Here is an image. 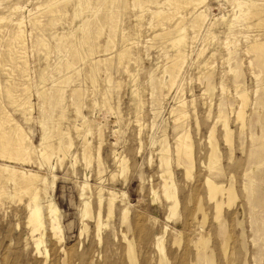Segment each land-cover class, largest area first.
<instances>
[{
  "label": "rangeland",
  "instance_id": "rangeland-1",
  "mask_svg": "<svg viewBox=\"0 0 264 264\" xmlns=\"http://www.w3.org/2000/svg\"><path fill=\"white\" fill-rule=\"evenodd\" d=\"M47 1L49 2V0H0V15L11 18V22L17 19L23 20V36H25L23 40L25 44L22 56L24 57L27 68L26 71L21 74L17 71V68H15L17 64L9 63V65H7L8 61H3L0 58V62L2 61L0 63V70H2L0 71V86H2L0 87V110L6 112L7 115L10 114L9 118H11V122H17L23 128L28 139L33 144L32 146L34 149V152L31 154L32 158L28 162L21 160L9 161L1 157L0 164H8L17 169H29L45 177V182L48 187L45 190L46 193L42 192L39 196V203L42 206L46 221V228L42 230V232H44L43 241L50 250L53 249L56 251V264H61V258L64 257L62 249L59 248V251H57L58 247H63L68 250L66 257L67 264H77L79 262L80 253L97 248L106 250L110 254L113 253L114 260H120L123 261L124 264H127V260L121 257L122 248L125 245L123 236L133 240L140 258L142 257L141 253H146L148 255L151 262H147V264H157L159 252L153 246L152 241L160 235L163 236V234L167 254L182 256L183 251L188 252L185 257L186 264H190V260L194 257L196 251L192 241H195L200 234H204L207 238H210H208V243L209 247L214 252V264H264V233L261 232V234L259 232L260 235L257 230H255V223L262 221L264 218V202L260 208L256 207L252 209L246 198L247 193L243 185L246 181V176L243 174H247L248 172L254 179L256 192L259 195L262 193L264 198V165H262L264 164V153L261 156L263 160H260L262 163L259 161L261 165L259 162L255 163V161H251L248 156L251 148L253 149V144L250 145L252 143V139H250L252 136L260 137V146L264 150V119L262 120V117L264 118V55L259 62H256L255 54L247 50L248 46L255 41H264V23H256L255 17L246 19V16H244L245 12H243L246 10L245 6L239 9L234 2L236 0H205L196 10L192 11L190 7L183 9L181 12L182 15L184 14L182 28L183 30L185 29L183 32L184 42L181 47V49L184 48V51L183 49L182 51L185 53L182 64L183 67H181L180 73H178L179 75H177L171 88H157L155 86L157 80L165 83L168 79V75L163 72V67L168 63L167 61H169L170 56L172 57L175 52L174 47L172 48L170 46L169 40L167 38L164 40L163 38V30H166L165 27L167 26V29L171 27L170 22H164L162 25L151 18L154 9L163 7L164 4L162 5L160 3H164L165 0H162L163 2L161 0H149V3L152 1L150 4H148L147 0V3H144V5H135L132 0H116L117 2H115V0L114 2L111 0H88L89 2H85L84 0H69L66 3L68 5H64L65 8H63V5H61L62 3H60L61 8L59 7V11L56 12L57 14H53L55 15L53 23H56V25L53 23L49 25L51 28L53 26V29L48 27V18L44 17L45 19H43L41 15V11L48 8L46 4L48 3ZM237 1L245 2L246 0ZM153 2H155V4ZM114 3L116 8H114ZM13 4L19 6L15 12L9 10V7ZM100 6L101 8L104 6L105 9L102 11ZM111 6H113L112 9ZM106 9H108L107 12ZM60 10L63 15L60 13ZM200 10L201 12L203 11V15L205 14V20L202 22L199 21V24L194 27L190 26L196 12ZM102 14L104 18H102ZM110 15L113 22L115 21L112 25H110L108 19ZM31 16H40L39 19L41 18L40 20L42 23L38 27L39 29L37 27H31L32 24L29 21L32 18ZM102 19L105 21H102ZM232 19H236L234 20L235 22ZM11 22L7 23V26L4 27L5 32L3 29L0 35V49L3 48L2 45L5 43L3 41H7V39L4 38H8L9 34L7 33H9V30L13 27ZM86 22L88 23L89 33L94 34L89 36V39L92 41H87L90 42L91 45L90 43L86 44V41L80 44L82 41L80 38H82L81 35L84 31ZM228 22L232 25L230 24L229 26V24H227ZM224 23L227 25H224ZM254 23L255 25H253ZM248 25L249 28L246 27ZM111 26L117 27V29ZM184 26L186 28H184ZM40 27H42V30ZM132 27H134V29ZM32 28H36L35 31L34 29L32 30ZM103 28L109 30L108 35V30L106 31ZM90 29L94 30L91 31ZM127 29L132 30L128 31ZM98 30L100 31V36L95 33ZM103 30L104 32H102ZM51 31L54 33H50ZM132 31L134 32L131 34L130 32ZM35 32H37V34ZM38 32L42 33L40 34ZM103 33H105V35ZM137 33H139V35ZM42 34H45L46 37ZM109 34H111V36ZM116 34L119 36L117 37ZM133 34L136 36H133ZM69 35L72 38H69ZM74 35L76 37L73 38ZM96 35L99 37H96ZM54 37L57 38V40H54ZM109 37H111V39L114 37L112 39L113 42L107 44ZM121 37L123 39L125 38L124 42ZM130 37L135 41H132ZM36 38H43L42 40L46 39L47 41L44 42V45L47 46H45V48H48V50L43 48L44 45L43 47L39 45L41 46L39 47L38 44L34 42L37 40ZM60 38H62L63 42ZM126 40L130 43L128 44ZM32 41L36 46L33 45ZM57 41L60 44L56 43ZM47 42H49V44ZM115 42H118L116 46ZM79 44L81 46H79ZM109 44L110 46H108ZM111 44L114 45V47ZM48 45L50 47H48ZM77 45L78 48L76 47ZM33 46L34 48H32ZM124 46L129 52L126 50L128 55L122 59V61L124 60L125 62L123 61L121 66L115 54L117 55L119 50L124 49ZM74 47L75 49H80L79 51L76 49L79 55L77 52L75 56L73 55ZM63 48H67V50ZM89 48L92 49L90 53H92L93 58H91V54L88 55L90 51ZM61 49L63 50L61 51ZM173 49L174 52L172 51ZM71 50L72 54L70 53ZM166 50L171 51L166 52ZM136 51L138 55H136ZM33 52L40 55V58ZM81 53H85V55ZM133 53L135 54L133 55ZM210 54H212V56L214 55L213 58ZM135 55L138 56V58ZM43 56L45 58L47 56L49 57L44 61L45 58ZM87 56L91 57L89 58ZM77 57L78 59H76ZM210 57L212 59H210ZM253 57L255 60H253ZM84 59L87 61H84ZM89 59H91L94 64L90 63L91 60ZM64 61H71L73 67L70 66L69 69L65 68L66 62ZM165 62L166 64H164ZM197 63L200 64L198 65ZM91 64L99 65L98 69L95 71L96 73H94V76L96 74L95 79L97 80L94 79V81L89 77L91 68H88L92 66ZM10 65L11 67H9ZM43 65H47V67ZM236 68L239 69L240 75L234 79L233 74ZM15 69L16 71H14ZM41 69L46 70L42 71ZM67 70L69 71L66 72ZM211 70L213 72H210ZM64 71L68 74L65 75ZM4 74L7 75L4 76ZM74 74L76 77L78 76V78H76ZM58 75H61L60 77L64 79V81H60L61 79ZM13 76L14 79L12 78ZM81 76L82 78H80ZM85 76H87L86 79L89 77V81L85 79ZM68 77H70V79ZM51 78L53 82H51ZM6 79H8V83ZM107 79L109 82H107ZM12 80L14 83H12ZM43 82L45 84H43ZM26 83L30 85L29 89L26 87L28 85ZM4 84L11 86L10 88L13 96L15 95L16 102L21 101L25 96L27 98L30 96L29 102L32 106V110L29 120L26 121L24 119L17 104L9 102L10 100L7 97L6 89H3L6 88ZM207 84H212L211 87H213V89L206 91V86L204 85ZM15 85H17V87ZM24 85H26L25 91L29 95L25 94V91H23ZM236 85H238V89H236ZM21 87L23 88L22 91ZM241 89L248 97L247 104L244 107V113L249 122L245 127L235 116L239 106V97L236 94V90L240 91ZM15 90L17 91L15 92ZM18 90H20V92H18ZM58 90L62 95V101H60V104L57 103L55 105L57 102ZM133 91L135 93H133ZM73 92H76L75 95L72 94ZM139 95L141 97H139ZM49 97L53 98V104H49ZM139 98L141 99L138 100ZM178 99H183L182 101L186 103L184 109L187 117L186 119L184 118L185 120L183 121H185V123L182 124L181 128L179 127L176 129L173 121L174 114L172 113H174L173 110L178 104ZM7 102L11 106L8 105ZM220 103L222 107L219 106ZM219 108L222 109L223 114L227 117V125L232 139L231 144L225 141L222 123L217 120ZM60 110H62V112ZM78 111L79 115L77 114ZM61 116L62 118H60ZM4 127H8V123H3V128ZM212 128L214 129L213 138L219 159L217 166L221 171L218 176L214 175V172L206 166L210 154L209 134ZM5 129L7 130L8 128ZM54 129L55 132L53 131ZM58 130L63 132L59 134ZM65 130H67L69 134L66 133L67 131ZM52 131L53 134H51ZM56 131L58 133H56ZM184 131L189 134L192 140L193 168L189 177L186 176L184 165L177 163L175 154L176 137ZM45 133L48 134L47 143L50 145V149L48 148L51 153L49 164L43 161L44 159L40 158V154H38L39 147H41L40 141H42L43 134ZM68 138L70 139L68 140ZM61 139L64 143L61 142ZM84 140L89 143L90 153L92 154V158L90 157V161L88 162L82 159L83 155L81 152ZM68 141L71 143V147ZM50 143L53 147H51ZM99 145L100 153L97 151ZM55 146L57 147L55 148ZM162 146L168 149L167 154L169 153V159L171 161L169 166L172 170V178L175 182L177 197L180 202L176 209V216L174 215L173 217L170 212L171 201L166 199L161 186L162 179L160 175L163 172V167L161 166L159 158ZM58 147H60L63 155L59 152ZM64 147L65 149L67 147L66 151L68 152L63 149ZM53 150L59 152L60 155H58L57 152L52 153ZM114 153H117L121 158H125L127 166L126 172L124 173L125 175L122 174L121 167L118 166L119 164L115 161V157L113 156ZM95 157H97L98 160H96ZM97 164L102 166L99 167L100 165L97 166ZM258 165L262 166V168H259L260 166L256 167ZM207 177L217 184H224L223 188H227L229 185L233 184L231 186L236 193L235 201H233L231 205L225 203L223 206L221 216L218 219L219 221L215 218L214 201L209 198L208 189L205 184V179ZM84 182L88 184L86 195L90 197L92 215H96L98 211L96 197L99 188L103 189L104 196L107 195V190H114L119 193L125 192L126 194V199L124 198L123 201L121 200V196L116 200L112 213L113 215L110 217H105V215L107 216L105 205L101 210V219L104 225L102 228V235L107 242L105 246L106 249H104V246L101 248L96 246L94 240L96 226L94 224L95 222H92L93 219L82 217L83 203L82 198H80L82 197L80 186ZM2 184L3 185L0 186H4L5 190H11V183L3 182ZM150 192L153 193L151 194ZM1 195L3 196H0V264H42V257L40 258L35 252L36 250L33 247L34 245L31 240L29 226L25 223L29 196L22 195V198L16 196L13 197V200L12 197L8 199V197L5 196L6 194ZM220 197L221 195H219V198ZM50 199L58 209L57 215L63 233V240L57 245L54 244L56 239L52 237V232L48 228V211L46 207H44L46 200ZM199 202L202 204L203 212L196 209ZM125 205H128L130 210L128 221L130 226L128 227L126 225L127 223L124 225L120 220L121 211ZM203 213L205 214V220H203ZM194 214L197 216V221L192 220ZM258 218L261 219L258 220ZM199 222L201 224H199ZM84 223L87 225V231H84V234H80L81 227L83 226L82 224ZM220 229L230 236L228 258L225 259V262L220 251V242L223 239V234L219 231ZM174 237H179L181 239L179 245L173 243ZM115 249L118 254H116ZM93 253H98V250H94Z\"/></svg>",
  "mask_w": 264,
  "mask_h": 264
},
{
  "label": "bare ground",
  "instance_id": "bare-ground-1",
  "mask_svg": "<svg viewBox=\"0 0 264 264\" xmlns=\"http://www.w3.org/2000/svg\"><path fill=\"white\" fill-rule=\"evenodd\" d=\"M69 0H49V2L48 3H46L47 4V9H45L44 11H41V15H42V17H43V19H45L44 17H47L48 18V27L49 28H51L49 25L50 24H52L53 23V20H54V16L55 15H53V14H57L56 12L57 11H59V7L61 8V6H60V3H62L61 5H63V8H65V6L66 5H68V4H66L67 2H68ZM85 2H89L88 0H84ZM91 1V0H90ZM100 1V0H99ZM104 1V0H103ZM102 1V2H103ZM108 1V0H107ZM110 1V0H109ZM111 1H113L114 2V0H111ZM133 1V3L136 5H144V3H147L146 1L147 0H132ZM154 1V0H153ZM162 1V0H161ZM160 1V2H161ZM204 1L205 0H165L164 1V3H160V4H164V6L163 7H160V8H156V9H154V11L152 12V14H151V18H153V19H155V21L158 23V24H164V22H170V28L169 29H167V27H165L166 28V30H163V38H164V40H166L165 38H167L168 40H169V43H170V46L173 48L174 47V49H175V52H174V49L172 50L174 53H173V55H172V57L170 56V58H169V61H167V59H166V61L168 62L167 64H166V62L164 63V64H166L164 67H163V72L164 73H166L167 75H168V79L165 81V83H162L161 81H159V80H157V78H156V82H155V86L157 87V88H163V87H167V88H171L172 86H173V84H174V82H175V80H176V77H177V75H179L178 73H180V69H181V67H183L182 66V64H183V61H184V55H185V53L183 52L184 51V48H182L183 49V51H182V49H181V47H182V44H183V42H184V30H183V28H182V26H183V21H184V14L182 15L181 14V12L183 11V9H186V8H188V7H190V9L193 11V10H196L202 3H204ZM97 2V1H96ZM106 2V1H105ZM112 2V3H113ZM115 2H117L116 0H115ZM127 2V1H126ZM152 2V1H151ZM150 2V3H151ZM157 2V1H156ZM163 2V1H162ZM236 4H237V6L239 7V9H241V8H244V6H245V8H246V10L245 11H243V12H245L244 13V16H246V19H249V18H251V17H255L256 18V23H264V0H246L245 2L244 1H241V2H239V1H234ZM119 3V2H118ZM124 3H125V1H124ZM128 3V2H127ZM149 3V0H148V4H150ZM154 4H155V2H153ZM66 4V5H65ZM86 4V3H85ZM84 4V5H85ZM95 4V3H94ZM103 4V3H102ZM126 4V3H125ZM157 4H159V3H157ZM65 5V6H64ZM83 5V6H84ZM89 5V4H88ZM96 5H97V3H96ZM107 5V4H106ZM130 5V4H129ZM133 5V4H132ZM145 5H147V4H145ZM243 5V6H242ZM73 6V5H72ZM76 6V5H75ZM78 6H79V4H78ZM78 6H77V8H78ZM99 6V5H98ZM105 6V5H104ZM104 6H103V8H101V6H100V8H101V10L103 11V9H105L104 8ZM156 6V5H155ZM137 7V6H136ZM19 8V6L17 5V4H13L12 6H10L9 7V10L10 11H12V12H15V10H17ZM62 8V9H63ZM80 8H81V5H80ZM108 8H109V6H108ZM113 8V6H111V9ZM114 8H116V5H115V3H114ZM140 8H141V6H140ZM73 10L75 11V9H74V6H73ZM81 10V9H80ZM107 10L108 9H106V12H107ZM114 10H116V9H114ZM243 10V9H242ZM66 11V10H65ZM93 11V10H92ZM111 11V10H110ZM139 11V10H138ZM240 11V10H239ZM62 12H64V11H62ZM73 12V11H72ZM80 12V11H79ZM105 12V13H106ZM203 12V11H202ZM202 12H201V10L199 11V12H196V14H195V16L193 17V20L191 21L192 22V24L190 25V26H195V25H198L199 24V21L200 22H202L203 20H205V17H204V15L202 14ZM241 12V11H240ZM239 12V13H240ZM40 13V12H39ZM60 13H61V10H60ZM94 13V12H93ZM104 13V12H103ZM111 13V12H110ZM115 13V12H114ZM141 13V12H140ZM62 14V13H61ZM60 14V15H61ZM73 14H74V12H73ZM76 14H77V12H76ZM98 14V13H97ZM96 14V15H97ZM107 15H109L108 13H106ZM119 14V13H118ZM187 14H188V12H187ZM186 14V15H187ZM63 15V14H62ZM93 15V14H92ZM103 15V14H102ZM11 16V15H10ZM59 16V15H58ZM77 16V15H76ZM118 16V15H117ZM32 17V16H31ZM39 17L40 16H34V17H32L31 18V20H29L30 22H31V24H32V26L31 27H39L40 25H41V23H42V21L39 19ZM64 17V16H63ZM63 17H61V18H63ZM75 17V16H74ZM141 17V16H140ZM240 17V16H239ZM47 18H46V20H47ZM56 18V17H55ZM65 18V17H64ZM63 18V19H64ZM102 18H104V15H103V17ZM115 18V17H114ZM233 18H235V17H233ZM11 18H9V17H7V16H3V15H0V35L2 34V32H3V29H4V27L5 26H7V23L9 22H11V20H10ZM42 19V20H43ZM63 19H62V21H63ZM66 19V18H65ZM72 19H74V18H72ZM107 19V18H106ZM109 19V22H110V25H112L114 22H113V19L111 18V15H110V17L108 18ZM116 19V18H115ZM140 19V18H139ZM223 19V18H222ZM55 20H57V19H55ZM61 20V19H60ZM59 20V21H60ZM84 20V19H83ZM86 20V19H85ZM104 19H102V21H103ZM117 20V19H116ZM152 20V19H151ZM233 21L234 20H236V19H232ZM65 21V20H64ZM100 21V20H99ZM105 21V20H104ZM119 21V20H118ZM143 21V20H142ZM230 21V20H229ZM45 22V21H44ZM88 22V21H87ZM86 22V24L84 25V31H83V33H82V38H80L82 41L80 42V44L83 42H85L86 41V44L87 43H90V42H87V41H92V40H90L89 39V36H91V35H94V34H91V33H89V27H88V23ZM225 22V21H224ZM235 22V21H234ZM12 23V25H13V27L9 30L10 32L9 33H7V34H9L8 35V38L6 37V38H4V39H7V41H3V42H5L4 43V45H2L3 46V48H1L0 49V58L4 61H8V63H7V65H9V63H15V64H17L16 65V67L15 68H17V71L19 72V73H24V71H26V63H25V60H24V57L22 56V53H24V44H25V42H24V40H23V37H24V39H25V36H23L24 35V30H23V26H22V24H23V20L22 19H17L16 21H13V22H11ZM46 23H47V21H46ZM45 23V24H46ZM57 23H58V21H57ZM62 23V22H61ZM90 23V22H89ZM101 23V22H100ZM117 23H119V22H117ZM54 25H56V23H53ZM99 24V23H98ZM106 24H107V21H106ZM116 24V23H115ZM139 24V23H138ZM151 24V23H150ZM213 24H214V22H213ZM226 23H224V25H225ZM227 24H229V22L227 23ZM226 24V25H227ZM231 24V23H230ZM230 24H229V26H230ZM43 25V24H42ZM93 25H95V24H93ZM155 25H157V24H155ZM212 25V24H211ZM232 25V24H231ZM253 25H255V23L253 24ZM252 25V26H253ZM82 26V25H81ZM90 26V25H89ZM98 26H100V25H98ZM105 26V25H104ZM117 26V25H116ZM148 26H150V25H148ZM157 26H159V25H157ZM213 26V25H212ZM214 26H215V24H214ZM233 26H234V24H233ZM43 27V26H42ZM42 27H40L41 28V30H42ZM91 27V26H90ZM95 27V26H94ZM111 27H114V26H111ZM135 27V26H134ZM134 27H132L133 29H134ZM139 27V26H138ZM196 27H198V26H196ZM200 27V26H199ZM232 27V26H231ZM230 27V28H231ZM246 27H248L249 28V25L248 26H246ZM47 28V27H46ZM97 28V27H96ZM99 28V27H98ZM107 28V27H106ZM109 28V27H108ZM114 28H116L117 29V27H114ZM130 28H131V26H130ZM184 28H186L185 26H184ZM209 28V27H208ZM207 28V29H208ZM213 28V27H212ZM264 28V27H263ZM34 28H32V30H33ZM36 29V28H35ZM35 29H34V31H35ZM39 29V28H38ZM51 29H53V26H52V28ZM104 30H106L105 28H103ZM138 29V28H137ZM163 29H164V27H163ZM198 29V28H197ZM210 29H211V26H210ZM67 30V29H66ZM91 30V29H90ZM94 30V29H93ZM93 30H91V31H93ZM97 30V29H96ZM95 30V31H96ZM104 30L102 31V32H104ZM108 30V29H107ZM106 30V31H107ZM112 30V29H111ZM115 30V29H114ZM113 30V31H114ZM119 30V29H118ZM117 30V31H118ZM120 30H121V28H120ZM119 30V31H120ZM124 30V29H123ZM122 30V31H123ZM128 30V29H127ZM132 30V29H131ZM131 30H128V31H131ZM229 30H231V29H229ZM40 31V30H39ZM47 31V30H46ZM45 31V32H46ZM63 31V30H62ZM71 31V30H70ZM81 31V30H80ZM94 31V32H95ZM116 31V30H115ZM137 31H140V30H137ZM4 32H5V29H4ZM112 32V31H111ZM121 32V31H120ZM127 32V31H126ZM125 32V33H126ZM134 31H132V32H130L131 34L133 33ZM207 32H209V31H207ZM212 32V31H211ZM36 34H37V32H35ZM38 33H42V32H38ZM44 33V32H43ZM49 33V32H48ZM50 33H54L53 31H51ZM67 33H68V31H67ZM72 33H73V31H72ZM95 33H97V35H99L100 34V31L98 30L97 32H95ZM108 33H109V30H108V32H107V35H108ZM114 33V32H113ZM116 33V32H115ZM123 33V32H122ZM124 33V34H125ZM213 33V32H212ZM6 34V35H7ZM39 34V35H40ZM66 34V33H65ZM69 34V33H68ZM75 34V33H74ZM81 34V33H80ZM90 34V35H89ZM102 34V33H101ZM104 35H105V33H103ZM112 34V33H111ZM111 34H109L110 36H111ZM138 35H139V33H137ZM35 35V34H34ZM42 35H45V34H42ZM49 35V34H48ZM70 35H71V33H70ZM70 35H69V38H72V37H70ZM78 36H79V34H77ZM96 35V37H99V36H97ZM107 35H106V37H107ZM117 35V34H116ZM121 35V34H120ZM161 35V34H160ZM211 35V34H210ZM213 35V34H212ZM53 36V35H52ZM56 36V35H55ZM63 36V35H62ZM67 36V35H66ZM81 36H79V37H81ZM113 36H114V34H113ZM119 35H117V37H118ZM133 36H136L135 34H133ZM132 36V37H133ZM207 36V35H206ZM33 37V36H32ZM38 37V36H37ZM43 37V36H42ZM45 37H46V35H45ZM68 37V36H67ZM74 37H76L75 35L73 36V38ZM93 37H95V36H93ZM116 37V36H115ZM116 37V38H117ZM122 37H123V35H122ZM121 37V38H122ZM126 37V36H125ZM59 38V37H58ZM91 38V37H90ZM108 38V37H107ZM114 37H112V39H113ZM131 38V37H130ZM134 38H136V37H134ZM1 39V38H0ZM34 39H35V37H34ZM37 39V38H36ZM43 39V38H42ZM41 38L40 39H37V40H35L34 42L35 43H37L38 44V46L39 45H42V47H43V45L45 44L44 42L45 41H47L46 39L45 40H42ZM53 39V38H52ZM57 40V38H55L54 37V40ZM64 39V38H63ZM89 39V40H88ZM111 39V37H109V41L107 42V44L108 43H110V42H113V40ZM118 39V38H117ZM125 39V38H124ZM123 38H122V40H123V42L125 41ZM60 40L62 41V38H60ZM71 40V39H70ZM69 40V41H70ZM112 40V41H111ZM115 40V39H114ZM121 40V41H122ZM131 40H132V38H131ZM163 40V39H162ZM59 41V40H58ZM56 42V43H59V42ZM65 41V40H64ZM66 41H67V39H66ZM66 41H65V43H66ZM68 41V42H69ZM75 41H77V40H75ZM75 41H73V42H75ZM132 41H135L134 39L132 40ZM226 41V40H225ZM34 42L32 41V43H33V45H35L34 44ZM55 42V41H54ZM63 42V41H62ZM126 42L129 44L130 42H128L127 40H126ZM163 42V41H162ZM254 42V41H253ZM48 44H49V42H47ZM78 43V42H77ZM116 44H115V46L117 45V43L118 42H115ZM120 43V42H119ZM131 43H133V42H131ZM55 44V43H54ZM60 44V43H59ZM64 44V43H63ZM73 44V43H72ZM79 44V46H81ZM126 44V43H125ZM51 45V44H50ZM65 45V44H64ZM64 45H62V46H64ZM67 45V44H66ZM85 45V44H84ZM89 45V44H88ZM90 45H91V43H90ZM112 45V44H111ZM120 45H121V43H120ZM167 45H168V42H167ZM36 46V45H35ZM45 46L46 45H44V49H47L48 50V48H45ZM58 46H61V45H58ZM108 46H110V44L108 45ZM113 47H114V45H112ZM119 46V45H118ZM136 46V45H135ZM158 46V45H157ZM39 47H41V46H39ZM47 47V46H46ZM48 47H50L49 45H48ZM77 48H78V45L76 46ZM83 47V46H82ZM85 47V46H84ZM87 47H89V46H87ZM91 47V46H90ZM106 47V46H105ZM163 47V46H162ZM164 47H165V45H164ZM32 48H34V46L32 47ZM31 48V49H32ZM42 48V49H43ZM68 48V47H67ZM67 48L65 49V48H63V49H65V50H67ZM71 48V47H70ZM76 48V49H77ZM81 48V47H80ZM94 48V47H93ZM108 48V47H107ZM118 48V47H117ZM117 48H115V49H117ZM126 48H127V46H126ZM128 48H130V47H128ZM37 49H38V47H37ZM36 49V50H37ZM40 49V48H39ZM63 49H61V51L63 50ZM72 49V48H71ZM75 49V47H74V49H73V55L75 56L76 55V52H77V50L79 51L80 49H77L76 50ZM84 49V48H83ZM86 49V48H85ZM90 49V48H89ZM88 49V50H89ZM131 49H132V47H131ZM164 49V48H163ZM166 49V48H165ZM35 50V49H34ZM41 50V49H40ZM47 50H45V51H47ZM56 51H58L57 49H55ZM60 50V49H59ZM81 50H82V48H81ZM91 50L92 49H90V51H89V53H88V55L89 54H91V56H92V53H90L91 52ZM119 50V49H118ZM128 51V49H125V46H124V49H121V50H119L118 51V53H117V55L115 54V56H117V58H118V60L120 61V62H118L119 63V65L121 64V63H123V61H122V59L123 58H125V56L126 55H128V53H127V51ZM205 50V49H204ZM248 51H252L254 54H255V57H256V62H259L262 58H263V55H264V41H262V42H260V40L258 41H255L254 43H252L251 45H249L248 46V49H247ZM41 51H43V50H41ZM40 51V52H41ZM50 51V50H49ZM115 51V50H114ZM169 52V51H171V50H166V52ZM36 52H38V51H36ZM36 52H33V53H36ZM44 52V51H43ZM64 52V51H63ZM69 52V51H68ZM84 52V51H83ZM88 52V51H87ZM93 52H94V49H93ZM129 52V51H128ZM131 52V51H130ZM164 52H165V50H164ZM251 52V53H252ZM46 53H48V52H46ZM59 53V52H58ZM70 53L72 54V50L70 51ZM78 53V52H77ZM136 53H137V51H136ZM43 54H45V53H43ZM50 54V53H49ZM48 54V55H49ZM82 54V53H81ZM94 54V53H93ZM135 53H133V55H134ZM36 55H37V57L38 58H40V55H38L37 53H36ZM59 55V54H58ZM66 55H68V54H66ZM78 55H79V53H78ZM82 55H85V53L84 54H82ZM113 55H114V53H113ZM130 55H132V54H130ZM136 55H138V53L136 54ZM135 55V56H136ZM45 56V55H44ZM43 56V57H44ZM53 56V55H52ZM69 56H70V54H69ZM73 56V57H74ZM90 56V57H91ZM115 56H113V57H115ZM168 56V55H167ZM201 56V55H200ZM203 56V55H202ZM210 56H212V54H210ZM214 56V55H213ZM213 56H212V58H213ZM36 57V58H37ZM42 57V56H41ZM47 57H49V56H47ZM46 57V58H47ZM60 57H61V54H60ZM66 57H68V56H66ZM65 57V58H66ZM72 57V58H73ZM81 57V56H80ZM87 57H89V56H87ZM86 57V58H87ZM89 57V58H90ZM137 58H138V56H136ZM209 57V56H208ZM45 58V57H44ZM46 58H45V60L44 61H46ZM91 58H93V56L91 57ZM112 58V57H111ZM116 58V59H117ZM131 58H132V56H131ZM203 58V57H202ZM211 57H210V59H212ZM70 59V58H69ZM74 59V58H73ZM76 59H78V57L76 58ZM82 59V58H81ZM80 59V60H81ZM88 59V58H87ZM43 60V59H42ZM65 60V59H64ZM67 60V59H66ZM89 60H91V59H89ZM105 60V59H104ZM130 60V59H129ZM129 60H127V61H129ZM131 60H133V59H131ZM137 60V59H136ZM197 60V59H196ZM206 60H207V58H206ZM253 60H255V58L253 57ZM84 61H87V60H85L84 59ZM96 61H98V60H96ZM95 61V62H96ZM122 61V62H121ZM198 61V60H197ZM204 61V60H203ZM211 61V60H210ZM2 62V61H1ZM0 62V63H1ZM38 62H39V60H38ZM64 62H66V61H64ZM72 62H73V60H72ZM82 62V61H81ZM80 62V63H81ZM89 62V61H88ZM113 62V61H112ZM125 62V61H124ZM196 62V61H195ZM5 63V62H4ZM90 63H92V60H91V62ZM98 63V62H97ZM101 63V62H100ZM104 63H105V61H104ZM203 63V62H202ZM242 63V62H241ZM58 64V63H57ZM66 67L65 68H70V66H72L73 67V65H71V64H73V63H71V61H67L66 63ZM74 64H76V63H74ZM92 64H94V63H92ZM91 64V65H92ZM107 64V63H106ZM109 64V63H108ZM114 64V63H113ZM198 65L200 64V63H197ZM55 65H56V63H55ZM59 65V64H58ZM61 65V64H60ZM81 65V64H80ZM84 65V64H83ZM90 65V64H89ZM88 65V66H89ZM205 65H206V63H205ZM208 65H209V63H208ZM207 65V66H208ZM2 66V65H1ZM13 66V65H12ZM44 67L46 66L47 67V65H43ZM42 66V67H43ZM48 66H50V65H48ZM118 66V65H117ZM121 66H122V64H121ZM136 66H138V65H136ZM202 66V65H201ZM212 66H214V65H212ZM4 67V66H3ZM9 67H11V65L9 66ZM58 67V66H57ZM64 67V66H63ZM87 67V66H86ZM85 67V68H86ZM98 67H99V65L98 64H95V65H92V66H90L88 69H90L91 68V73H90V75H89V77L91 78V80L92 81H94V79L96 78L95 76H96V74H95V76H94V73H96L95 71L98 69ZM204 67H206V66H204ZM5 68H7V67H5ZM39 68V67H38ZM52 68H53V66H52ZM76 68V67H75ZM74 68V69H75ZM121 68V67H120ZM135 68V67H134ZM208 68V67H207ZM212 68V67H211ZM50 69V68H49ZM55 69V68H54ZM60 69H61V67H60ZM63 69V68H62ZM72 69V68H71ZM5 70V69H4ZM42 70V69H41ZM43 70H46V69H43ZM42 70V71H43ZM52 70V69H51ZM57 70H59V69H57ZM79 70H81V69H79ZM85 70V69H84ZM127 70V69H126ZM162 70V69H161ZM231 70V69H230ZM233 70V69H232ZM0 71H2V70H0ZM14 71H16V69L14 70ZM54 71V70H53ZM61 71V70H60ZM69 70H67L66 72H68ZM77 71V70H76ZM88 71V70H87ZM86 71V72H87ZM206 71V70H205ZM262 71V70H261ZM260 71V72H261ZM9 72V71H8ZM8 72H6V73H8ZM57 72V71H56ZM62 72V71H61ZM65 71H64V73H65V75L66 74H68V73H66ZM75 72V71H74ZM73 72V73H74ZM210 72H213L212 70L210 71ZM2 73V72H1ZM4 73V72H3ZM60 73V72H59ZM63 73V74H64ZM82 73V72H81ZM201 73V72H200ZM206 73V72H205ZM11 74H12V72H11ZM14 74V73H13ZM16 74V73H15ZM76 74V73H75ZM74 74V75H75ZM87 74H89V73H87ZM163 74V73H162ZM199 74V73H198ZM202 74V73H201ZM213 74V73H212ZM7 74H4V76H6ZM24 75V74H23ZM26 75V74H25ZM64 75V76H65ZM70 75V74H69ZM77 75H79V74H77ZM83 75H86V74H83ZM202 75H204V74H202ZM234 76H233V78L235 79V78H237V77H239V75H240V71H239V69L238 68H236L235 70H234V74H233ZM16 76V75H15ZM59 76V75H58ZM61 76V75H60ZM59 76V77H60ZM68 76V75H67ZM199 76V75H198ZM71 77V76H70ZM70 77H68L69 79H70ZM75 77H76V75H75ZM89 77H88V79H89ZM200 77V76H199ZM6 78V77H5ZM4 78V79H5ZM13 79H14V76L12 77ZM20 78V77H19ZM56 78V77H55ZM64 78H66V77H64ZM76 78H78V76L76 77ZM75 78V79H76ZM80 78H82V76L80 77ZM87 78V76H85V79ZM98 78V77H97ZM153 78V77H152ZM151 78V79H152ZM212 78V77H211ZM11 79V78H10ZM15 79H16V77H15ZM21 79V78H20ZM19 79V80H20ZM28 79V78H27ZM44 79V78H43ZM46 79V78H45ZM52 79V78H51ZM57 79V78H56ZM60 79H61V77H60ZM67 79V78H66ZM65 79V80H66ZM68 79V80H69ZM88 79H86V80H88ZM150 79V80H151ZM201 79V78H200ZM22 80V79H21ZM29 80V79H28ZM59 80V79H58ZM64 81V79H61L60 81ZM95 80H97V79H95ZM238 80H240V79H238ZM237 80V81H238ZM8 81V79H6V82ZM43 81V80H42ZM42 81H41V83H42ZM59 81V82H60ZM70 81V80H69ZM68 81V82H69ZM89 81V80H88ZM87 81V82H88ZM136 81V80H135ZM134 81V82H135ZM45 82V81H44ZM43 82V84H45ZM51 82H53V79H52V81ZM57 82V81H56ZM67 82V81H66ZM99 82V81H98ZM107 82H109V80L107 79ZM132 82V81H131ZM137 82V81H136ZM213 82H214V80H213ZM212 82V83H213ZM2 83V82H1ZM8 83V82H7ZM9 83H10V81H9ZM12 83H14L13 82V80H12ZM19 83V82H18ZM55 83V82H54ZM58 83V82H57ZM61 83V82H60ZM92 83V82H91ZM95 83V82H94ZM119 83H120V81H119ZM26 84H28V83H26ZM62 84V83H61ZM93 84V83H92ZM5 85V84H4ZM17 85H19V84H17ZM17 85H15L16 87H17ZM21 85V84H20ZM41 85V84H40ZM39 85V86H40ZM56 85V84H55ZM63 85H65V84H63ZM95 85V84H94ZM94 85H93V87H94ZM239 85V84H238ZM238 85H236V89H238ZM245 85V84H244ZM6 86V88H3V89H6V94H7V97L9 98V102H11V103H15V104H17L18 106H19V109L21 110V112H22V114H23V116H24V119L27 121V120H29V118L31 117V105H30V96L27 98L24 94V96H25V98H22L21 99V101H19V102H16L15 101V95L13 96V94H12V90H11V86L9 85H5ZM25 86L26 85H24V89L21 87V91H22V89H23V91H25L26 90V88H25ZM42 86V85H41ZM82 86V85H81ZM119 86V85H118ZM134 86V85H133ZM133 86H131V87H133ZM136 86V85H135ZM153 86V85H152ZM204 86H206V88H205V90L206 91H210V89H213V87H211L212 86V84H207V85H204ZM240 86V85H239ZM0 87H2V86H0ZM13 87H14V85H13ZM28 89H29V87H30V85L28 84L27 86H26ZM44 87V86H43ZM96 87V86H95ZM120 87V86H119ZM15 88V87H14ZM20 88V87H19ZM58 88H60V87H58ZM155 88V87H154ZM79 89V88H78ZM131 89V88H130ZM263 89H264V84H263ZM2 90V89H1ZM37 90H40V89H37ZM43 90V89H42ZM76 90V89H75ZM81 90V89H80ZM137 90V89H136ZM136 90H134L135 92H137ZM167 90V89H166ZM169 90V89H168ZM221 90V89H220ZM223 90V89H222ZM5 91V90H4ZM17 90H15V92H16ZM133 91V93H135ZM212 91V90H211ZM229 91V90H228ZM18 92H20V90H18ZM64 92V91H63ZM77 92H80V91H77ZM99 92V91H98ZM264 92V91H263ZM2 93H3V90H2ZM23 93V92H22ZM21 93V94H22ZM76 93V92H75ZM75 93L73 92L72 94H74L75 95ZM18 94V93H17ZM20 94V93H19ZM25 94H27L26 93V91H25ZM38 94V93H37ZM44 94V93H43ZM63 94V93H62ZM236 94L238 95V97H239V106H238V109L236 110V118L237 119H239L241 122L240 123H242V125H244V127H245V125L246 124H248V122H249V120L247 119V117L245 116V113H244V107H245V105L247 104V101H248V97H247V94L245 93V92H243L242 91V89L240 90V91H238V90H236ZM3 95H4V93H3ZM22 95V96H23ZM27 95H29V94H27ZM41 95V94H40ZM40 95H38V96H40ZM132 95V94H131ZM138 95V94H137ZM21 96V97H22ZM42 96V95H41ZM82 96V95H81ZM5 97H6V95H5ZM18 97V96H17ZM139 97H141L140 95H139ZM137 98H138V96H137ZM1 99V98H0ZM5 99V98H4ZM18 99V98H17ZM19 99H20V97H19ZM62 99V95L59 93V90H58V96H57V102L55 103V105L57 104V103H59L60 104V101H62L61 100ZM141 98H139L138 100H140ZM7 100V99H6ZM81 100H82V98H81ZM179 100V99H178ZM183 100V99H182ZM182 100H179V101H177L178 102V104H177V106L175 107V109L173 110L174 111V113H172V114H174L173 116V121H174V126H175V128L177 129V128H181V126H182V124H184L185 123V121H183V120H185L186 119V113H185V106H186V103L184 102V101H182ZM142 101V100H141ZM4 102V101H3ZM136 102V101H135ZM138 102V101H137ZM262 102V101H261ZM8 103V102H7ZM50 103H52L53 104V98L52 97H49V104ZM74 103V102H73ZM76 103V102H75ZM74 103V104H75ZM80 103V102H79ZM139 103H140V101H139ZM263 103V102H262ZM1 104V103H0ZM4 104V103H3ZM77 104V103H76ZM8 105H10L9 103H8ZM79 105V104H78ZM1 106V105H0ZM11 106V105H10ZM13 106V105H12ZM15 106V105H14ZM135 106V105H134ZM219 106L220 107H222V104L220 103L219 104ZM42 107V106H41ZM2 108L4 109V107L2 106ZM1 108V109H2ZM14 108V107H13ZM12 108V109H13ZM40 108V107H39ZM62 108V107H61ZM15 109H17V108H15ZM63 109V108H62ZM140 109V108H139ZM5 110V109H4ZM172 110H171V112H172ZM6 111V110H5ZM61 112H62V110H60ZM64 111V110H63ZM18 112H20V111H18ZM232 112V111H231ZM254 113H256V112H254ZM20 114V113H19ZM63 114V113H62ZM78 115H79V111H78V113H77ZM257 114V113H256ZM10 115V114H9ZM9 115H7L6 114V112H4V111H1L0 110V123H1V125H0V158L2 157V158H6V159H8L9 161L10 160H21V161H30V159L32 158L31 157V154L34 152V149H33V144L30 142V140L28 139V137H27V134L24 132V130H23V128L17 123V122H11L12 120H11V118H9ZM61 115V114H60ZM65 115V114H64ZM63 116V115H62ZM62 116L60 117V118H62ZM257 116H259V115H257ZM257 116H256V119H257ZM11 117V116H10ZM79 117H81V116H79ZM260 117V116H259ZM63 118H64V116H63ZM185 118V119H184ZM196 118V117H195ZM264 118L262 117V120H263ZM40 120H42V119H40ZM217 120L218 121H221V123H222V126H223V130H224V138H225V141L228 143V144H231V133H230V130H229V127H228V125H227V117L223 114V111H222V109L221 108H219V111H218V115H217ZM230 121V120H229ZM83 122V121H82ZM196 122V121H195ZM3 123H8V127H4L3 128ZM197 123V122H196ZM254 125H256V124H254ZM257 126V125H256ZM44 127V126H43ZM55 127H56V125H55ZM76 127V126H75ZM250 127H252V126H250ZM259 127V126H258ZM5 128H8L7 130L5 129ZM51 128V127H50ZM57 128V127H56ZM48 129V128H47ZM59 129V128H58ZM67 129V128H66ZM76 129V128H75ZM253 129V128H252ZM101 130V129H100ZM54 132H55V129L53 130ZM53 131H52V133L51 134H53ZM59 131V134H60V130H58ZM65 131H67V130H65ZM79 131V130H78ZM78 131H77V133H78ZM182 131H183V129H182ZM63 132V131H62ZM61 132V133H62ZM101 132V131H100ZM99 132V133H100ZM213 132H214V129L212 128L211 130H210V134H209V142H210V154H209V156H208V161H207V164H206V166L212 171V172H214V175H220V173H221V171H220V168L217 166V163H219L218 162V156H217V152H216V145H215V141H214V138H213ZM56 133H58L57 131H56ZM66 133H68L69 134V132L67 131ZM47 133H45V134H43V137H42V141H40L41 142V147H39L38 149H39V153L38 154H40V158H42V159H44L43 161H46L47 163L49 162V158H50V156H51V153L49 152V149H50V145H49V143H47V139H48V134L46 135ZM64 134V133H63ZM68 134H65V135H68ZM99 136V135H98ZM50 137V136H49ZM53 137V136H52ZM63 137H65V136H63ZM260 138V137H259ZM258 137H254V136H252V138H250V139H252L251 141H252V143L250 144V145H252L253 144V149L251 148V150L249 151V154H248V156H249V158L251 159V161L253 160V161H255V163L256 162H259L260 160H263V158L261 159V156H262V154L264 153V150L262 149V147L260 146V139H259ZM41 139V138H40ZM65 139V138H64ZM70 138H68V140H69ZM59 140V139H58ZM66 140H67V138H66ZM116 140V139H115ZM65 141V140H64ZM61 142H63L62 141V139H61ZM69 142V141H68ZM100 142V141H99ZM52 143V142H51ZM50 143V144H51ZM64 143V142H63ZM66 143V142H65ZM68 144V143H67ZM69 144H70V147H71V143L69 142ZM68 144V145H69ZM101 144V143H100ZM54 145V144H53ZM58 145H59V143H58ZM63 145V144H62ZM98 145V144H97ZM249 145V146H250ZM60 146V145H59ZM65 146V145H64ZM90 145H89V143L86 141V140H84V142H83V144H82V155H83V157H82V159H83V161H90L89 159H90V157H91V153H90V147H89ZM51 147H53L52 146V144H51ZM57 146H55V148H56ZM63 147V146H62ZM99 147H100V145L98 146V148H97V151L100 153V151H99ZM49 148V149H48ZM37 149V150H38ZM58 149H59V152H61L62 153V151L60 150V147H58ZM58 149H56V150H58ZM65 151H66V149H67V147H66V149H65V147L63 148ZM56 150H53V152L52 153H54V152H57ZM63 150V151H64ZM249 150V149H248ZM50 151H52V150H50ZM59 152H57L58 153V155H60L59 154ZM66 152H68V151H66ZM97 152V153H98ZM114 152V151H113ZM160 152H161V155H160V163H161V166L163 167V172L161 173V175H160V177H161V179H162V191H163V194L165 195V197H166V199L167 200H170L171 201V204H170V212H171V215H172V217L175 215L176 216V209H177V207H178V205H179V199H178V197H177V189H176V185H175V182L173 181V178H172V170H171V168H170V159H169V153L167 154V152H168V149H167V147H164V146H162V149L160 150ZM96 153V154H97ZM175 154H176V161H177V163L178 164H183L184 165V167H185V171H186V176L187 177H189L190 175H191V171H192V168H193V156H192V140H191V138H190V136H189V134L187 133V132H181L180 134H178V136L176 137V140H175ZM62 155H63V153H62ZM66 155V154H65ZM33 156V155H32ZM99 156V155H98ZM114 157H115V161H117V163L119 164L118 166H120L121 167V172H122V174H124L125 172H126V169H127V166H126V160H125V158H121L117 153H114V155H113ZM92 158V157H91ZM96 158V160H98L97 159V157H95ZM63 159H64V157H63ZM62 159V160H63ZM85 159V160H84ZM99 159H100V157H99ZM60 160V159H59ZM114 160V159H113ZM249 161V160H248ZM264 161V160H263ZM63 162V161H62ZM98 162V161H97ZM261 163H262V161H260ZM259 162V164L261 165V163ZM38 163V162H37ZM90 163V162H89ZM101 163V162H100ZM264 163V162H263ZM49 164V163H48ZM60 164H62V163H60ZM250 164V163H249ZM100 165V164H99ZM98 164H97V166H99ZM260 165H258V166H256V167H259ZM262 165H264V164H262ZM102 165H100L99 167H101ZM205 166V167H206ZM165 167V168H164ZM253 167V166H252ZM53 168V167H52ZM259 168H262V166H260ZM263 168H264V166H263ZM98 169H100V168H98ZM264 170V169H263ZM100 171V170H99ZM261 171V170H260ZM101 172V171H100ZM261 172H263V171H261ZM102 174V173H101ZM125 175V174H124ZM244 176H246L245 177V179H246V181H245V183L243 184L244 185V188H245V190H246V198L248 199V201H249V204H250V206H251V208L252 209H254V208H256V207H259L260 208V206H262L263 205V202H264V198H263V194L261 193L260 195L256 192V189H255V185H254V179L252 178V176L250 175V174H248V172H247V174L245 173V174H243ZM243 176V177H244ZM53 178H55V177H53ZM55 180V179H54ZM244 180V179H243ZM46 181V179H45V177L44 176H41V175H39L37 172H34V171H32V170H29V169H17L16 167H14V166H10V165H8V164H0V185H3L2 183L3 182H9V183H11V190L9 191H7V190H5L4 189V186H0V196H3V195H1V194H6L5 196H7L8 197V199H9V197H16V196H22V195H28L29 197V201H28V204H27V215H26V220H25V223L29 226L28 228L30 229V236H31V240H32V243H33V247L35 248V252L40 256V258L42 257V260H41V263L42 264H56V260H55V254H56V251L55 250H50V248H48V246H46L45 244H44V241H43V233L44 232H42V230H44L45 228H46V226H45V224H46V221H45V216H44V214H43V211H42V206L40 205V203H39V196L42 194V192H44V193H46V188L48 187L47 186V183L45 182ZM232 181V180H231ZM51 183H53V182H51ZM205 184H206V186H207V189H208V194H209V198L211 199V200H213L214 201V211H215V218H216V220H218L219 218H220V216H221V212H222V209H223V206L225 205V203L227 204V205H231L232 204V202L233 201H235V198H236V193H235V190H234V188L231 186V185H233V184H231V185H229L227 188L225 187V188H223V185H221V184H217V183H215L212 179H210L209 177H207L206 179H205ZM49 185V184H48ZM87 187H88V184L86 183V182H84L81 186H80V190H81V196L82 197H80V198H82V203H83V207H82V217H89V218H92L93 220H92V222L94 221L95 223V226H96V234L94 235V240H95V243H96V246H98V247H102V246H106V244H107V242H106V240L104 239V237H103V235H102V228H103V222H102V219H101V210H102V208H103V206L105 205V207H106V210H107V216L105 215V217H110L111 215H113L112 213H113V209H114V204H115V202H116V200L121 196L122 197V201H123V199L125 198L126 199V194H125V192H121V193H119V192H117V191H114V190H107V195H105L104 196V193H103V189L102 188H99L98 190H97V205H98V211H97V214L96 215H92L91 214V209H90V197L89 196H87L86 195V189H87ZM155 191V190H154ZM151 193V192H150ZM153 193V192H152ZM151 193V194H152ZM154 195H155V192H154ZM219 195H221V197L219 198ZM6 197V198H7ZM12 198H10V199H12ZM22 198V197H21ZM20 198V199H21ZM79 198V199H80ZM13 200H14V198H13ZM105 203V204H104ZM123 204V203H122ZM264 206V205H263ZM44 207H46V209H47V213H48V215H47V217H48V228L51 230V234H52V237H54L56 240H55V245H57V244H59V243H61L62 242V240H63V233H62V227H61V224H60V221H59V217H58V215H57V212H58V209H57V207L55 206V204L53 203V201L50 199V200H46V204H45V206ZM226 207V206H225ZM258 208V209H259ZM196 209L198 210V211H202L203 212V207H202V204L199 202L198 204H197V206H196ZM105 210V211H106ZM262 210V209H261ZM260 210V211H261ZM254 211V210H253ZM252 211V212H253ZM260 211H258V212H260ZM129 212H130V210H129V206L128 205H125L124 207H123V209H122V211H121V222L125 225L126 223V225H127V227L128 226H130V223H128V221H129ZM254 212H256V211H254ZM254 212H253V214H254ZM259 214V213H258ZM257 214V215H258ZM255 215V214H254ZM260 215H262V214H260ZM263 216V215H262ZM254 217H256V216H254ZM259 217V216H258ZM103 218V217H102ZM108 219V218H107ZM137 219V218H136ZM201 219V218H200ZM259 219H261V218H258V220ZM106 220V219H105ZM192 220H194V221H197V216H196V214H194V216L192 217ZM203 220H205V214L203 213ZM254 220H255V218H254ZM81 221V220H80ZM109 221V220H108ZM219 221V220H218ZM89 222V221H88ZM107 222V221H106ZM202 222V221H201ZM256 222H258V221H256ZM199 224H201L200 222H199ZM256 224V229L255 230H257V232L259 233H264V218H263V220L262 221H259L258 223H255ZM83 226L81 227V231H80V234H82L84 231H87V225H86V223H84V224H82ZM200 226V225H199ZM220 226V225H219ZM27 227V226H26ZM80 227V226H79ZM202 227V226H201ZM107 228H108V226H107ZM163 228H166V227H163ZM220 228V227H219ZM48 229V230H49ZM220 232H222L221 231V229L219 230ZM114 232V231H113ZM26 233V232H25ZM36 233H38V234H36ZM49 233V232H48ZM209 233V232H208ZM259 233V234H260ZM261 233V234H262ZM29 234V233H28ZM84 234V233H83ZM88 234V233H87ZM94 234V233H93ZM222 234H223V236H222V240H221V242H220V251H221V253H222V256L224 257V262H225V259H227L228 257V247H229V240H230V236L224 231V232H222ZM260 234V235H261ZM160 235V234H159ZM158 235V236H159ZM85 236V235H84ZM49 237V236H48ZM87 237V236H86ZM163 237H164V234H163V236L162 235H160L159 237H156V238H154V240L152 241V244H153V246L158 250V252H159V256H158V259H157V264H186V256H187V254H188V252H186V251H183L182 253H183V255L181 256V255H175V254H173V255H168L167 254V251H166V247H165V245H164V239H163ZM209 238V237H208ZM208 238L206 237V235H204V234H200V236H198L197 237V239L195 240V241H192V243H193V245H194V248H195V253H194V257L190 260V264H214V262H213V254H214V252H213V250L209 247V243H208ZM25 239V238H24ZM114 239H115V237H114ZM210 239V238H209ZM80 240V239H79ZM123 241L125 242L124 244V246H123V248H122V254H121V257H124V260L126 259L127 260V264H147V262L149 263V262H151V259H149V257H148V255L146 254V253H141L142 254V257L140 258L139 257V254H138V252H137V250H136V248H135V244H134V242H133V240L132 239H127L125 236H123ZM180 242H181V239L179 238V237H174V239H173V243L174 244H180ZM105 244V245H104ZM79 245V244H78ZM59 248L60 249H62V253H63V258H61L62 260H61V264H67L66 263V257H67V254H68V250L66 249V248H63V247H58L57 248V251H59ZM144 248V247H143ZM104 249H106V247L104 248ZM79 250V249H78ZM96 251V250H98V253H93V251ZM94 250H91V251H83L82 253H80L79 254V259H78V263L77 264H124V262L123 261H120V260H114L113 258H114V255H113V253H108L106 250H103V249H99V248H97V249H94ZM114 251V250H113ZM115 251H116V249H115ZM114 251V252H115ZM117 251H118V248H117ZM117 251H116V254H118L117 253ZM94 256H97V257H94ZM36 257H38V256H36ZM119 257V256H118ZM150 260V261H149ZM215 260V259H214ZM39 262H40V260H39ZM60 262V261H59ZM225 264V263H224Z\"/></svg>",
  "mask_w": 264,
  "mask_h": 264
}]
</instances>
